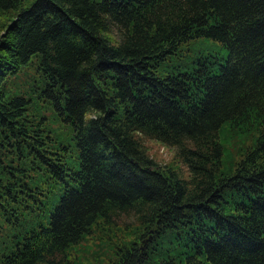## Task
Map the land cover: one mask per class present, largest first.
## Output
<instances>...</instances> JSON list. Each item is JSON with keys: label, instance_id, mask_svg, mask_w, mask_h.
Segmentation results:
<instances>
[{"label": "trees", "instance_id": "16d2710c", "mask_svg": "<svg viewBox=\"0 0 264 264\" xmlns=\"http://www.w3.org/2000/svg\"><path fill=\"white\" fill-rule=\"evenodd\" d=\"M0 264H264V0H0Z\"/></svg>", "mask_w": 264, "mask_h": 264}, {"label": "rangeland", "instance_id": "374dc122", "mask_svg": "<svg viewBox=\"0 0 264 264\" xmlns=\"http://www.w3.org/2000/svg\"><path fill=\"white\" fill-rule=\"evenodd\" d=\"M199 49H202V51L216 49L221 53V55H224L226 53V48L221 45L218 40L205 36L198 38L195 41H190L183 44L181 46V49L177 53L176 59H181L186 55H195ZM143 140L149 153L153 155L156 161H158L159 163H163L164 161H174L179 165L184 175L188 173L187 165L175 156L174 146L164 144L159 140L147 136H144Z\"/></svg>", "mask_w": 264, "mask_h": 264}]
</instances>
